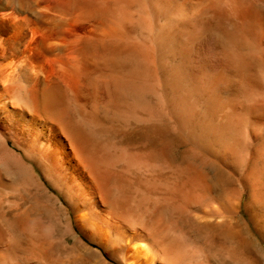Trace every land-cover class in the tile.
<instances>
[{
    "label": "rangeland",
    "instance_id": "rangeland-1",
    "mask_svg": "<svg viewBox=\"0 0 264 264\" xmlns=\"http://www.w3.org/2000/svg\"><path fill=\"white\" fill-rule=\"evenodd\" d=\"M150 2L154 75L150 89L143 88L140 80L138 92L132 90L127 97L130 101L125 99L131 110L134 106L133 111L126 113L124 102L125 112L122 105L119 112L112 104L107 103L109 108L101 104L84 121L99 159L101 199L110 211L97 217L98 225L83 220L70 187L47 173L37 160L24 156L10 140L0 166L1 176H6L0 181V224L10 244L0 248V264H127L112 242L117 223L128 228L147 227L159 240L166 238L168 262L160 264H264V0ZM250 4L259 8L262 19L259 15L255 18L256 10ZM246 12L254 13L249 16L251 28L246 24ZM245 25L252 32L246 31ZM235 32H241L237 40ZM244 51L248 61H244ZM113 120L120 124L118 128ZM174 206L176 212L168 211V207L176 209ZM108 224L114 226L112 234Z\"/></svg>",
    "mask_w": 264,
    "mask_h": 264
},
{
    "label": "bare ground",
    "instance_id": "bare-ground-1",
    "mask_svg": "<svg viewBox=\"0 0 264 264\" xmlns=\"http://www.w3.org/2000/svg\"><path fill=\"white\" fill-rule=\"evenodd\" d=\"M150 4H151L150 0H142L141 3L138 0H0V166L2 162L6 160V152H5L6 149L5 148H7L9 141L12 140L14 143V146L22 150V152L25 154L24 156H27L28 158L31 157L35 161L37 160V162L40 163V165L44 167V170L47 173H52L54 177L58 178V181L61 184H66L68 188L70 187V189L72 190V192L75 194V197H76V206L83 211V217H82L83 220L90 222L92 224H95V225H98L99 219L97 220V217L101 214L106 215V213L109 212L110 210L109 211L106 210L107 203L105 204L104 201L101 199V190L99 188L98 178H97L98 168L96 167L97 163H99L98 162L99 159H98V156L97 155L95 156L94 154L95 146H92L91 142L93 141L91 140V137L89 138L87 137V135L89 134H88L87 127L84 124V121L86 122V119L89 118V116L92 114L93 111H98L97 109H99L101 104H106V106H107V103L108 105L112 104L111 106L118 107L119 110L117 111L120 112V108L123 107L122 103L124 102V105L127 106V108H125L126 113H127L129 110H131L130 109L131 106L129 108V106L127 105V103L130 101V99H128L127 97L131 96L129 95L130 94L129 92L135 89L136 90L134 92L135 93L138 92L137 89H138V84H140L139 83L140 80L144 83L143 85H145V87L143 88L148 89L147 87H149L150 85L149 82L152 80V79L150 80V77L153 75V74L151 75L152 73L151 68L153 67L152 66L153 47L151 49V46H152L151 39H153V37L151 38V33H152L151 32L152 30L151 29L152 28L151 27V15L152 14L150 15L151 13ZM251 7H253V5ZM253 8H255L256 10V7H253ZM258 9L259 8H257V10ZM252 10L251 12H253ZM257 10H256V13H257ZM247 13L249 12H246V16L248 15ZM258 13L256 14L257 17L255 16V18L258 19V15H259V18L261 17L260 19H262L263 14L260 15ZM252 14L250 13V15H248V19L250 18L249 16H252ZM255 18L254 20H257ZM250 19L248 20L249 22L246 21V24H248V26L250 25L249 27L251 28ZM257 21L252 22V24L255 25L254 23H256ZM259 21L261 22V20ZM259 21L257 23H259ZM243 22L245 24V21ZM248 26H246V31L250 29ZM254 28L256 27L254 26ZM212 31H214V29H212ZM254 31H257V30L255 29ZM217 32H220V30L219 31L217 30ZM237 32H239V30ZM237 32H235L236 40H237V35L241 34V32L239 34H236ZM233 35H234V32H233ZM242 35L246 37L245 35H248V34H242ZM231 38H233V36H231ZM212 39H213V36H212ZM218 41L220 42V40ZM237 43L240 44V42H237ZM241 46L243 47L244 45L241 44ZM243 50L245 49L243 48ZM243 54H244L242 55L243 57L247 55L245 51ZM242 56L239 58H242ZM256 56L258 55L256 54ZM263 57H264V54L262 58ZM247 58L249 57L246 56L245 60L244 58L243 60L248 61ZM230 60L232 61V59ZM231 61H229V64ZM232 62H234V60ZM242 63L243 62H241V64ZM226 68L228 67L226 66ZM230 70L232 71L233 69L231 68ZM227 71L229 70L227 69ZM226 72H223V73H226ZM220 73L218 75H220ZM223 73L221 74L223 75ZM228 73H230V71ZM229 75H233V74L230 73ZM220 77L222 76L220 75ZM231 77L234 78L235 76H231ZM157 78L158 80H160L158 75H157ZM137 80H138V83L136 84ZM157 83L159 82L157 81ZM250 90L253 91L251 88ZM260 92H261V89H260ZM135 93H132V96L135 97L136 95ZM147 93L145 92L146 100H147ZM138 96H136L137 99L141 97V95L140 97ZM148 97H149V94H148ZM176 98L177 97H175V99ZM249 98H250V95H249ZM125 99L126 100L128 99V102ZM143 99H144V96L142 100ZM149 99L150 98H148V101ZM260 99L261 98H259V100ZM125 101L127 102L126 104H125ZM134 101L137 102L136 99ZM144 101L145 100H143V102ZM257 101L258 100L256 99V102ZM252 102H253V99H252ZM142 104L144 105L145 103H142ZM258 104L260 103L258 102ZM119 105L120 106L122 105V107H120ZM134 105L136 104L134 103ZM111 106H110V110L112 109L111 112H114L115 110L113 111L114 108H111ZM173 106H175V104ZM133 107L131 111H133L134 109ZM145 107L143 108L146 109ZM106 109L107 108L105 107V110ZM125 109L124 111L121 109L122 112H125ZM147 109H151V108H147ZM198 109L199 107H197V110ZM248 109H251V108H248ZM144 112H147V111H144ZM118 113L116 112L115 114H118ZM248 113L250 114V111ZM226 114H227V111H226ZM93 116H94V113H93ZM95 117H97V115ZM247 117L248 116H246V118ZM113 118L115 120L114 116ZM117 119H118V116H117ZM132 119L134 118L132 117ZM172 119H174L173 116H172ZM180 119L178 120L180 121ZM115 121H114V124H116L117 126V123H115ZM97 124L95 125V127L97 126ZM229 124H231V122H229ZM119 125L117 127L115 125L114 126L115 128H118ZM123 127L127 128L124 125ZM137 128H135L136 131L138 130ZM135 134L136 133H134L133 135ZM130 143L132 142L130 141ZM232 144L234 143L232 142ZM227 145H229V143ZM130 154H133V153L130 152ZM126 155L128 154L126 153ZM148 157L149 156L147 155V158ZM68 160H69V163L67 162ZM141 160L139 162H142ZM72 162L74 163L72 164ZM1 175L2 174H0V181L6 177L4 176L3 178ZM177 178L179 177L177 176ZM63 191H64V188H63ZM108 191H110V189ZM166 202H165V205H167ZM174 207H176V209H173L172 207H168V211L175 210L176 212L178 208L177 206H174ZM175 214L176 213H174V215ZM106 220L109 221V217H106ZM116 222L118 221L116 220ZM102 225H104V223ZM110 225L109 224L107 225L108 227L107 230L110 234H112V228H114V226L110 227ZM115 227L117 228H116V234H115L116 236H114V241H112L113 246L116 250L121 252L122 260H124L127 264H160V262L162 263V261L168 262L167 256H166V248L167 246H169L168 245L169 243L167 242L166 238H161V240H159L160 238L158 239L156 235H153V233L149 232L150 228H148V231H147V227L144 228V227L134 225L133 228H128L125 226L122 227L118 223ZM158 233L160 236L161 233L159 231ZM59 238H60V235H59ZM6 239H7V236L5 233V228L3 225L0 224V248H3V247L6 248L5 246L10 244V243L7 244ZM40 241L41 240H39L38 243ZM48 242L51 243V241H48ZM28 245H29V242H28ZM31 245L33 244H30L29 246L31 247ZM37 250H39V248ZM1 252L2 251H0V253ZM192 252H194V250ZM114 256L117 257L116 255ZM171 262L168 264H171Z\"/></svg>",
    "mask_w": 264,
    "mask_h": 264
}]
</instances>
